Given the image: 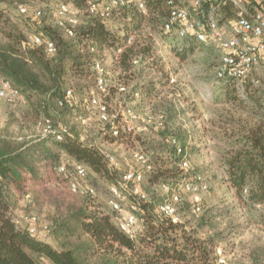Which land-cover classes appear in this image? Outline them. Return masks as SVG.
<instances>
[{
	"label": "trees",
	"instance_id": "trees-1",
	"mask_svg": "<svg viewBox=\"0 0 264 264\" xmlns=\"http://www.w3.org/2000/svg\"><path fill=\"white\" fill-rule=\"evenodd\" d=\"M87 1H59L72 3L87 14V20L76 25L75 35L68 36L56 17L54 23L37 25L35 20L47 15L45 9H41L40 17L34 18L19 12V5L16 15L9 9V5L16 4L15 0H0V72L22 94L17 103L11 105L18 106L24 98L33 106L36 117L43 119L44 123L49 118L56 128L62 124L53 121L48 114L49 105L63 114L79 116V123L82 122L81 116H87L82 115L77 106L90 98L91 91L96 88L95 62L99 59L105 63V52L113 55L115 65L121 70L120 76L113 83L109 82L110 94L106 99L111 102L120 94L116 83L123 81L128 84L131 68L135 65L133 59L138 57L141 63L142 59L148 60L152 56L153 35L140 33L146 24L155 31H161L163 37L171 36L162 28L171 10L168 0H143L146 13L139 11L135 3L114 7L107 19L88 13ZM216 3L225 17L237 16L238 7L229 0H217ZM3 4H7L6 7ZM113 18L122 19L119 28L109 23ZM132 31L138 32L133 43L126 45L117 57V49ZM36 34L53 40L57 51L50 54L44 45H32L31 38ZM170 45L181 59H186L207 43L191 39L187 45L177 40ZM107 77L109 79V74ZM68 89L73 90V98L61 105L60 101ZM160 91L161 87L143 85L139 91L134 88L129 93L134 99L136 92L143 97L145 94L159 95ZM239 92L236 88L227 91L229 101L241 99ZM249 92L255 96V103L241 99V104L255 111L261 110L263 104L258 95L264 92V79L259 85L249 82L240 93ZM85 105L89 108L88 104ZM43 112L46 114L42 115ZM94 113L99 122L97 137L101 141L113 143L131 136L122 132L114 135L110 132L111 123L102 121L97 111ZM140 113L145 115L146 112ZM157 117L161 118L149 127L163 136V142L161 140L162 143L154 146L151 156L154 168L146 177L150 184L173 186L185 176L180 167L183 156L176 153L167 139L176 137L191 160L188 142L168 130L164 114ZM228 142L229 147L221 154L226 170L224 180L234 190L237 199L261 208L260 216L264 221V113L231 131ZM104 151L97 144L83 140L70 128L61 140L53 134L44 135L43 131L28 139L12 133H0V264H217L216 250L226 230L209 217L191 221L180 213L182 222L174 223L158 210L163 200L156 207H145L146 213L141 215L143 230L137 238H131L118 224L123 213L114 209L104 211L96 203L97 192L91 194L87 190L88 185L93 186L91 182L81 183V189L72 192L70 182L86 177L89 180V170L114 184L119 182ZM77 164L87 168L84 177L77 174ZM61 165L66 167L63 174L59 172ZM191 174L194 173L191 171ZM24 199L40 210L45 204L50 208L49 223H41L39 216L32 212L28 214L37 217L36 233L29 231V223L21 225L16 220L15 211ZM134 200L136 197L130 195V201ZM47 234L56 244L48 239ZM252 255L257 264L259 260L263 262L264 243L256 246Z\"/></svg>",
	"mask_w": 264,
	"mask_h": 264
},
{
	"label": "rangeland",
	"instance_id": "rangeland-1",
	"mask_svg": "<svg viewBox=\"0 0 264 264\" xmlns=\"http://www.w3.org/2000/svg\"><path fill=\"white\" fill-rule=\"evenodd\" d=\"M59 1L15 0L16 4L9 5V9L16 15L19 11L18 6L21 4H27L32 9H45L47 15L35 20L37 25H42L54 23ZM3 5L6 7L7 4ZM252 7V4L249 3L243 5V8L248 11H251ZM220 17L222 22L236 18L225 17L221 10ZM77 18L80 23L86 21V11L78 9ZM121 20L113 18L109 23L119 28ZM131 33V35L138 34L137 31ZM140 33L153 35L154 49L150 59L144 58L141 63L133 65L128 77V85L131 91L134 88L139 91L143 85L161 87V91L159 95L154 96L145 94L141 97V94H138L134 99L131 92L124 95L119 94L117 98L113 99L112 106H115L118 99V101L130 102L139 112H152L156 116L165 115L168 130L178 135L182 141L188 142L187 150L192 160V169L189 173L191 174V171L192 173H203L210 184L209 191L203 194L204 208L198 214L192 212L189 195L183 193V202L180 208L182 217L191 221H201L203 217H209V220L211 219L226 230L225 237L220 241L218 247H222L227 257V264H257L253 260L252 250L264 243V221L260 216L261 208L258 205L242 202L234 196V190H231L224 180L226 170L221 154L229 147L228 140L231 131L239 129L245 121H253L264 113V92H260L258 95L263 104L261 110L255 111L241 104V99L246 100L247 103H255L256 98L251 92L241 94L240 90L239 97L241 99L236 102L229 101L227 91L238 88L233 82L218 79L215 74L221 53L217 45L210 44L203 48L199 47L186 59H181L170 47L176 38L169 35L163 37L161 31H155L147 24ZM104 58L109 73V82L113 83L114 79L120 76L121 70L115 65V59L109 51L105 52ZM143 62L145 64H142ZM170 75L175 76L176 85L170 83ZM262 78L264 79V77ZM22 100L18 106H12L7 101L0 99V133L4 135L12 133L25 139L41 134L44 128L43 119L36 117L33 106L24 98ZM35 103L38 104V101ZM77 109L82 112V115H87V124L82 122L80 124L79 116L63 114L55 106H47L48 114L53 121L67 125L83 140L91 141L105 151L114 152L118 156L121 163L119 168L108 163L109 167L116 171L114 177L118 179L117 181L120 180L124 171L135 168V166L139 167L132 159L133 151H148L152 156L154 146L163 142V136L160 133L150 129L149 126L144 128L145 125L144 127L140 125L143 128L130 134L131 136L123 141L103 142L97 137L99 122L94 113L95 109L87 108L84 102L79 104ZM45 114L42 113V115ZM89 173V180L86 177L79 181L83 184L91 182L97 192L96 203H99L105 209L104 211H112L108 201L111 196L110 187L114 183L91 170ZM60 177L64 179L62 176ZM63 187L67 192L69 191L65 184ZM142 187L147 190L148 200L139 203L140 210H137L139 215L146 213L145 207H156L171 195V191L163 185L150 184L147 177L143 181ZM49 211L50 208L46 204L44 209L40 210L38 207L31 206L24 199L19 209L16 210L15 217L19 224L27 225L26 215L32 212L39 216L41 223L45 224L50 222ZM43 235L46 236L44 233ZM47 237L56 244L51 236L49 237L47 234ZM262 260L263 262L259 260L258 263L264 264V256Z\"/></svg>",
	"mask_w": 264,
	"mask_h": 264
},
{
	"label": "built area",
	"instance_id": "built-area-1",
	"mask_svg": "<svg viewBox=\"0 0 264 264\" xmlns=\"http://www.w3.org/2000/svg\"><path fill=\"white\" fill-rule=\"evenodd\" d=\"M229 1L238 7V16L230 21L222 22L217 0H168L167 4L171 10L162 28L164 32L170 34L172 38H176L181 44H188L191 39H194L198 42L217 45L221 50L215 69L217 78L233 82L239 90L244 91L249 82L259 85L262 77H264V0ZM131 3H135L142 13L147 12L143 0H88L86 9L90 14L100 15L107 19L114 7ZM247 3L252 4L253 9L251 11L243 8V5ZM19 10L23 14L33 15L34 18L40 17L43 13L41 9H31L26 5H20ZM77 13L78 9L71 3L60 2L57 5L56 20L68 36L75 35V28L79 23ZM133 41L134 35L126 37L123 44L117 49L116 56L118 57L123 52L124 47L131 45ZM30 42L32 45H44L50 54L57 51L55 42L43 35H33ZM139 62L138 57L133 59L134 64ZM95 69L97 86L91 91L90 98L86 99L84 104L95 109L102 121L111 123L110 132L114 135H119L121 132L127 135L134 134L144 125V128H147L161 118L152 113L142 115L135 106L127 101L123 102L117 99L115 106H112V101L106 99L110 94V84L107 77L109 73L106 65L97 59ZM169 78L171 84H177L174 75H170ZM115 87L118 93L123 95L130 91V86L123 81L116 83ZM73 94V90L68 89L60 104L71 101ZM136 94L138 95L137 92ZM21 97V91L14 87L12 82L0 72V99L15 104ZM81 121L87 123L88 117H81ZM68 131L67 125L54 127L49 118L44 123L43 134H53L58 140H61ZM167 140L175 147L176 153L183 156L180 167L185 176L173 186H164L167 190L172 191V195L170 200L159 205L158 210L172 222L180 223L182 217L179 212V204L183 202V193L189 195L192 212L200 213L203 194L209 190V182L203 173H189L192 168V161L187 157L183 144L176 137H170ZM104 155L109 165L115 168L120 167V160L114 152L104 151ZM132 159L139 167L135 166V168L127 170L122 174L117 184L111 185V196L108 203L112 209L123 213L118 222L119 227L131 238H137L143 230V218L137 213V210H140L139 203L148 200L142 183L154 165L150 154L144 150L133 151ZM65 171V165H61L59 172L63 174ZM76 171L81 177L87 174V168L83 164H77ZM80 189L81 182L79 180L70 182L72 192H78ZM87 190L91 194L96 193L93 186L88 185ZM130 195L135 196L136 200L131 202ZM126 207L129 209H125ZM26 218L29 223V231L36 233L37 217L26 215ZM216 254L218 256L217 264H227V257L222 247L217 248Z\"/></svg>",
	"mask_w": 264,
	"mask_h": 264
},
{
	"label": "crops",
	"instance_id": "crops-1",
	"mask_svg": "<svg viewBox=\"0 0 264 264\" xmlns=\"http://www.w3.org/2000/svg\"><path fill=\"white\" fill-rule=\"evenodd\" d=\"M200 43H203V42H200ZM206 44V43H205ZM207 45H210V44H207ZM15 213H16V211H15Z\"/></svg>",
	"mask_w": 264,
	"mask_h": 264
}]
</instances>
